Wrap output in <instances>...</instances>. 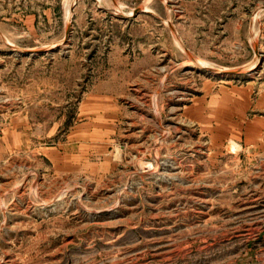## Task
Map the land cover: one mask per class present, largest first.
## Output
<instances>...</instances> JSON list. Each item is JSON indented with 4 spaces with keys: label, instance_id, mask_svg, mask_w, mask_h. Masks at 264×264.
Here are the masks:
<instances>
[{
    "label": "rangeland",
    "instance_id": "rangeland-1",
    "mask_svg": "<svg viewBox=\"0 0 264 264\" xmlns=\"http://www.w3.org/2000/svg\"><path fill=\"white\" fill-rule=\"evenodd\" d=\"M0 264H264V0H0Z\"/></svg>",
    "mask_w": 264,
    "mask_h": 264
},
{
    "label": "water",
    "instance_id": "water-1",
    "mask_svg": "<svg viewBox=\"0 0 264 264\" xmlns=\"http://www.w3.org/2000/svg\"><path fill=\"white\" fill-rule=\"evenodd\" d=\"M237 71H234V72H232V73H236Z\"/></svg>",
    "mask_w": 264,
    "mask_h": 264
}]
</instances>
